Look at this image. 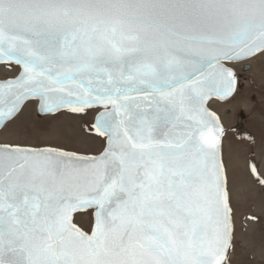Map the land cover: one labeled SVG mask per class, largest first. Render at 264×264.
I'll list each match as a JSON object with an SVG mask.
<instances>
[{"label":"snow or ice","instance_id":"1","mask_svg":"<svg viewBox=\"0 0 264 264\" xmlns=\"http://www.w3.org/2000/svg\"><path fill=\"white\" fill-rule=\"evenodd\" d=\"M257 55L264 0H0V64L17 72L0 81V130L29 104L103 109L83 125L96 154L0 142V264H231L211 105L239 90L231 64Z\"/></svg>","mask_w":264,"mask_h":264},{"label":"rangeland","instance_id":"2","mask_svg":"<svg viewBox=\"0 0 264 264\" xmlns=\"http://www.w3.org/2000/svg\"><path fill=\"white\" fill-rule=\"evenodd\" d=\"M258 56L260 55L243 63L231 64L239 77V90L230 102L211 105L226 129L222 155L228 169L229 184L233 189L235 208V250L231 254V264H264V186L250 175L249 165L250 160L255 161L257 168L264 173V59L257 60ZM12 67L18 70L17 67ZM16 74L17 72L9 71L6 65H0V80L13 78ZM62 111L64 114H57L56 118L39 116L35 105L29 104L8 131L0 130V142H26L82 155L96 154L101 149L102 142L83 125L85 122H93L99 110H87V115ZM72 124L78 125V130L95 139V149H87L83 144L72 142L68 136H58L51 130L57 126H65L62 132L69 134ZM241 125L243 128H238ZM235 128H238V132H230ZM231 157H235V164ZM238 163L241 165L236 167ZM90 213L91 210H88V214L78 215L79 223L87 226ZM254 217L258 219H253Z\"/></svg>","mask_w":264,"mask_h":264},{"label":"bare ground","instance_id":"3","mask_svg":"<svg viewBox=\"0 0 264 264\" xmlns=\"http://www.w3.org/2000/svg\"><path fill=\"white\" fill-rule=\"evenodd\" d=\"M264 59V56H258L257 57V60H262ZM78 125L75 126V124H72L71 128H72V131L69 133V134H64L62 131H63V127H60V126H57V127H54L53 129H51L55 134H57L58 136H68L70 138V140L72 142H76V143H80V144H83L87 149H95L97 144H96V141L95 139L89 137V134L88 133H85L84 131H81L80 129L78 130L77 128ZM61 132V133H60ZM55 139H57V137H55ZM95 147H92L94 146ZM231 151H232V148H231ZM232 153V152H231ZM233 160V164H235V157L234 158H230ZM262 159H264V156L262 157ZM238 162V161H237ZM241 164H237L236 167L240 166ZM244 185V184H243ZM243 185H240V186H243ZM237 189H241V187H236ZM239 194V191L237 192ZM248 216V215H247ZM250 231V230H249Z\"/></svg>","mask_w":264,"mask_h":264},{"label":"water","instance_id":"4","mask_svg":"<svg viewBox=\"0 0 264 264\" xmlns=\"http://www.w3.org/2000/svg\"><path fill=\"white\" fill-rule=\"evenodd\" d=\"M249 59H245V60H243V61H240V62H236V63H232V64H238V63H243V62H245V61H248ZM0 65H4V64H0ZM13 66H15V67H17L18 69H19V66H17V65H13ZM238 76V75H237ZM239 78V77H238ZM8 79H10V78H8ZM0 81H3V80H0ZM95 109H98L99 110V112L100 111H103V109L102 108H95ZM37 112V111H36ZM98 112V113H99ZM97 113V114H98ZM38 114V113H37ZM39 116H47V115H44V114H38ZM96 117V116H95ZM95 117H94V119H95ZM94 119H93V121H94Z\"/></svg>","mask_w":264,"mask_h":264},{"label":"flooded vegetation","instance_id":"5","mask_svg":"<svg viewBox=\"0 0 264 264\" xmlns=\"http://www.w3.org/2000/svg\"><path fill=\"white\" fill-rule=\"evenodd\" d=\"M238 128H243V126L241 125L240 127H238ZM238 128H235V129H233V130H230V132H238V131H236ZM254 157V156H253ZM251 161V160H250ZM255 162V161H254Z\"/></svg>","mask_w":264,"mask_h":264}]
</instances>
